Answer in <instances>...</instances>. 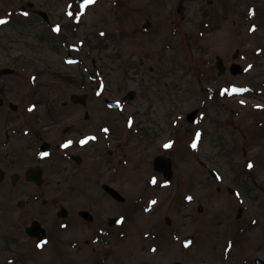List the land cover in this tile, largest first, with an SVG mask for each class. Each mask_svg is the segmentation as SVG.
I'll list each match as a JSON object with an SVG mask.
<instances>
[{"label":"flooded vegetation","instance_id":"obj_1","mask_svg":"<svg viewBox=\"0 0 264 264\" xmlns=\"http://www.w3.org/2000/svg\"><path fill=\"white\" fill-rule=\"evenodd\" d=\"M181 2L189 3L190 8L199 0ZM245 2L246 10L241 15L249 20L254 30L260 32L264 29V0ZM117 3L125 5L122 0L120 4L117 0ZM221 4L228 11L229 5ZM90 5L81 6L67 0L63 16L55 20V15L50 16L45 8L36 7L34 3L15 7L9 0L0 10V19L7 21L0 25V32L16 23L37 24L41 20L43 27L60 40L61 48L67 49L78 36L77 10H85ZM199 10L202 12V8ZM176 11L180 15L182 7L176 8ZM57 27L59 31H54ZM143 29L150 32L152 23L145 22ZM18 44L0 43V264H61L62 261L80 264L70 256L85 254L84 251L88 255L82 257L88 264H126L128 258L134 262L142 254L153 259L143 261V264H150L159 257L163 261L170 260L165 264H208L205 254H213L212 248L214 251L219 248L211 230L220 229L224 221L217 220L214 225L201 217L204 208L202 205L194 208L198 200L196 197L193 201L187 199V195L193 196L187 194L188 190L186 196L178 197L173 207L185 216L183 221L172 218L167 206L160 209L158 192L170 190L175 183L171 151L177 147L165 148L170 144L167 143L169 139L160 145L159 154L153 150L157 134L147 130L137 112L128 108L137 98L136 91L130 90L120 99H112L107 86L100 81L105 74L102 67H97L96 61L93 62V69L87 66L83 69L87 82L81 81L77 86L76 80L69 78L66 83L70 87L64 85V90H61L59 76L45 79L46 69L39 67L38 60L29 59L27 50ZM73 53H66L64 62L69 55H73L79 59L77 65L83 66L85 61ZM250 55L263 59L264 47L252 48ZM242 57L239 53L238 60H246V56ZM236 64L240 63L233 62L228 67L233 77H237L234 75L236 68H232ZM245 66L242 65L244 74L241 76L251 71L248 69L247 72ZM223 68L225 72L224 65ZM259 84L256 87L247 83L250 91L243 96L250 99L263 97L264 80ZM75 85L81 92L69 91ZM130 96H133L132 99ZM76 97L81 101H74ZM232 97L234 99L235 95ZM92 99L100 105L92 104ZM110 99L119 105L111 106L108 104ZM258 103L249 105V109L258 116L256 128L244 139L247 144H244L243 150L246 157L243 173L250 180L258 179L256 168L264 165V157L261 158L263 164L259 165L250 156L251 146L248 144L249 139L255 142L264 140V102ZM108 114L119 117L116 119L118 122H102L109 120ZM100 116V121H95ZM122 119L123 123L120 122ZM172 132L171 125V136ZM203 135L197 141V150L202 146ZM84 140L87 142L81 143ZM65 144L68 146L64 147ZM186 147L195 157L198 151L191 150L187 144ZM133 149L137 152L143 149L142 152L150 157L149 164H135V156L130 153ZM157 157L172 160V179L155 167ZM132 164L136 170L132 171L137 178L135 183L126 178L132 172L124 171ZM201 166L207 167L203 161ZM142 167L144 172L140 178L137 171H141ZM208 171L216 182L221 180L218 172ZM153 179L155 183H152ZM197 182L200 183L198 179ZM237 186L228 189L235 199L243 194ZM261 188L264 191V182ZM128 191L132 193L127 194ZM217 191L220 193V188ZM103 197L108 199V205L100 201ZM152 201L156 203L152 204ZM239 205L241 210L237 218L242 222L247 210ZM102 207L106 208L105 214L101 213ZM195 212L201 215L196 217ZM258 221L243 223L235 230L238 238L226 239L222 250L225 261L230 260L239 240ZM206 224L209 225L207 236L204 235ZM216 234L220 235L221 231L216 230ZM173 247L176 249L175 258ZM134 263L140 264L138 261ZM249 263L264 264V258L256 257L254 261L244 259L241 264Z\"/></svg>","mask_w":264,"mask_h":264},{"label":"rangeland","instance_id":"obj_2","mask_svg":"<svg viewBox=\"0 0 264 264\" xmlns=\"http://www.w3.org/2000/svg\"><path fill=\"white\" fill-rule=\"evenodd\" d=\"M8 1L0 0V10ZM245 1L199 0L189 8L190 4L182 3L181 0H122L125 3L123 6H119L117 0H95L85 10H77L78 36L70 42L67 49L61 48L60 40L43 27L41 20L37 24L25 21L16 23L12 28L0 32V43H19L17 46L27 50L29 59L38 60L41 65L39 67L47 71L45 79L59 76L61 90H64V85L69 86L66 83L69 78L76 80L77 86L81 81L87 82L83 69L86 66L93 69V62L96 61L97 67H102L105 74L100 81L107 86L112 99H120L130 90L136 91L137 98L128 108L131 112H137L140 122L146 124L147 130L157 134L153 150L159 154L160 145L169 139L171 140L168 142L177 147V150L171 151L175 183L170 190L158 192L160 209L167 206L172 218L183 221L185 216L173 210L174 202L180 195L184 197L192 194L193 196L187 197H191V201L194 197L197 198L198 203L195 201L194 208L197 205L204 208L202 215L195 212L196 217L201 215L211 224L217 220L224 221L223 226L216 229L217 232L221 231L220 235L216 234V230H211L219 248L217 251L209 249L213 254H205L208 264H241L244 259L254 261L256 257L264 258V191L261 188L264 182V165L256 168L259 175L257 180H250L243 173L246 159L243 150L244 144H247L244 139L256 128L258 116L249 109V105L264 102V96L258 99H250L242 94L234 99L232 97L235 89L243 90L247 83L258 87L261 85L260 81L264 80V58L250 55L252 48L264 47V29L260 32L254 30L249 20L242 17L241 12L247 6ZM11 2L15 7L34 3L36 7L45 8L50 16L55 15V20H59L63 16L67 0ZM222 2L229 5L228 11L224 10ZM180 7L182 12L179 15L176 8ZM199 8H202V12ZM186 11L188 12L184 16ZM147 21L152 23L150 32L143 29V24ZM219 26L220 30H217ZM71 51L85 61L83 66L65 64L66 53ZM239 53L246 56V60H238ZM218 58L227 69L223 75L219 74L216 67ZM237 61L246 65L247 72L248 69L251 71L245 76L233 77L228 67ZM201 79L206 82L202 84ZM96 83L93 84L94 88ZM77 86L69 91L81 92ZM219 91L221 93L218 94ZM92 102L100 105L94 99ZM194 110L201 113L195 125L186 120L187 114ZM108 115L109 120L102 122H118L116 119L119 117ZM100 119L101 116L95 118V121L99 122ZM123 119L120 120L121 123ZM174 132L176 134L173 135ZM197 133L199 139L204 133L201 148H194L198 151L199 159L197 154L192 156L186 147L187 144L192 150V144L197 145ZM248 142L251 146L250 156L257 164L262 165L264 140L255 142L249 139ZM142 151L143 149L140 152L133 149L130 152L135 156V164H149L150 157ZM201 161L207 165V169L201 166ZM133 166L132 164L124 171H136ZM209 169L220 174L219 182L212 178ZM143 172V167L141 171H137L140 178ZM126 178L133 180V183L137 180L134 172L126 175ZM236 185L243 193L237 199L228 192L229 188ZM186 190L189 191L187 194ZM130 193L132 191L127 192ZM100 201L106 205L109 203L104 197ZM239 204L247 210L242 222L237 218L241 210ZM101 213L105 214L106 208L102 207ZM255 219L259 220L258 224L251 225V231L237 241L230 260L225 261L222 250L226 239L233 236L238 238V233L235 232L238 226ZM208 226H204L205 236L209 235ZM211 239L212 236L207 244ZM175 252L173 247L174 258ZM84 253L70 257L80 264H88L82 257L88 255L87 251ZM132 260L128 258L126 264H135L136 261L143 264V261L153 259L142 254L140 259H135L134 262ZM155 260L150 264H165L170 261H163L162 257ZM61 264L66 262L62 261Z\"/></svg>","mask_w":264,"mask_h":264},{"label":"snow or ice","instance_id":"obj_3","mask_svg":"<svg viewBox=\"0 0 264 264\" xmlns=\"http://www.w3.org/2000/svg\"><path fill=\"white\" fill-rule=\"evenodd\" d=\"M85 3L86 4H92V3H95V0H85ZM69 15H71V13H69ZM6 22H7L6 20L0 19V25L5 24ZM54 31H59V28L57 27L56 29H54ZM88 139H94V138H88ZM197 139H199V133H197ZM86 142H87V140L81 141V143H86ZM67 146H68L67 144L64 145V147H67ZM168 147H171V144L165 145V148H168ZM192 147L193 148H196V143H193L192 144ZM44 155H47V153H45ZM248 166L249 167H252L251 164H249ZM155 182H156L155 179H153L152 183H155ZM187 199L191 200L192 198L191 197H188ZM151 203L152 204H155L156 202L155 201H152ZM38 246H42V245H38ZM185 246L187 247V244Z\"/></svg>","mask_w":264,"mask_h":264},{"label":"water","instance_id":"obj_4","mask_svg":"<svg viewBox=\"0 0 264 264\" xmlns=\"http://www.w3.org/2000/svg\"><path fill=\"white\" fill-rule=\"evenodd\" d=\"M77 2H82L83 0H76ZM217 66H218V68L221 70V74H223L224 73V68H223V65H222V61L219 59V63L217 64ZM238 73H240V72H237V74ZM74 101H81V100H79L77 97H76V99L74 98L73 99ZM194 116H195V113H193L191 116H190V119L192 118V120H193V118H194ZM160 163H162V162H164L162 159L159 161ZM166 169L164 170L165 171V173H169V177H171V175H172V167H171V162L168 160L167 161V167H165Z\"/></svg>","mask_w":264,"mask_h":264}]
</instances>
